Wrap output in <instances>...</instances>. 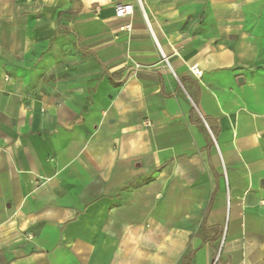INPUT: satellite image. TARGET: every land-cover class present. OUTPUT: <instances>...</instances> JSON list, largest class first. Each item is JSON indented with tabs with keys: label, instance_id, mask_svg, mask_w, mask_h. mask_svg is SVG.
I'll use <instances>...</instances> for the list:
<instances>
[{
	"label": "crops",
	"instance_id": "1",
	"mask_svg": "<svg viewBox=\"0 0 264 264\" xmlns=\"http://www.w3.org/2000/svg\"><path fill=\"white\" fill-rule=\"evenodd\" d=\"M141 5L0 0V264H264V0Z\"/></svg>",
	"mask_w": 264,
	"mask_h": 264
},
{
	"label": "built area",
	"instance_id": "2",
	"mask_svg": "<svg viewBox=\"0 0 264 264\" xmlns=\"http://www.w3.org/2000/svg\"><path fill=\"white\" fill-rule=\"evenodd\" d=\"M136 2L143 10V7L141 5V0H136ZM133 11H134V6L132 3L119 2L114 5L115 16L118 18H125L127 16H130L133 13ZM192 73L195 76H200V72H198L194 68L192 69Z\"/></svg>",
	"mask_w": 264,
	"mask_h": 264
},
{
	"label": "rangeland",
	"instance_id": "3",
	"mask_svg": "<svg viewBox=\"0 0 264 264\" xmlns=\"http://www.w3.org/2000/svg\"><path fill=\"white\" fill-rule=\"evenodd\" d=\"M262 9H264V8H262Z\"/></svg>",
	"mask_w": 264,
	"mask_h": 264
}]
</instances>
